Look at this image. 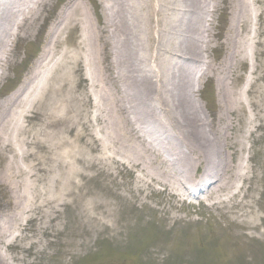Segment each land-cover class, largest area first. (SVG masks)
Masks as SVG:
<instances>
[{
    "label": "rangeland",
    "instance_id": "rangeland-1",
    "mask_svg": "<svg viewBox=\"0 0 264 264\" xmlns=\"http://www.w3.org/2000/svg\"><path fill=\"white\" fill-rule=\"evenodd\" d=\"M97 2L98 4L96 0H52L50 14H45L41 8L40 16H35L36 11L32 16L35 0H24L19 5L27 15L23 13L21 18L28 17L26 28L41 24L47 15L49 19L46 20L43 35L34 33V36H28L15 46L7 47L12 52L9 68L4 63L3 70L8 75L0 81V105L6 108L10 106L8 123L13 117L11 113L16 112L18 115L24 110L27 113L21 126L11 122L7 124L6 135L2 136V140L0 138V177L5 175L6 169L16 175V181L6 184V191L0 193V226L3 218L12 215L16 204L14 193L19 194V189L22 191L25 186L33 184L36 187L37 201L43 205L37 204L34 212L36 220L26 225L23 220L13 224L21 230L14 228L13 233L21 235L13 240L3 237L0 242V257L7 264H106L104 259L108 250L113 247L123 249L121 244H124L130 249L136 247L134 251L138 252H125V263L193 264V259L199 254L198 249H210L207 239L216 240L212 245L222 252V240L228 239L225 235L232 234L233 229L234 233L241 231L234 224L237 219L229 218V222H233L230 230L221 216V213L230 210L232 213L227 215L240 212L241 209L236 204L230 210L205 211L204 218L207 222L194 226V233L202 230L204 233L205 241L198 248L191 241L181 243V230L185 228V222L190 221L185 216L191 215H187L186 208L176 205L178 201L163 193L156 195L157 189H149L141 204L139 200L145 194L140 196L142 193L132 192L137 174L129 166L123 165V152L129 147L125 138H129L127 136L131 131L133 139L135 134L132 128L135 129L137 124L127 123L125 115L119 116L120 111L117 109V102L122 97L119 91L124 88L121 85L123 75L117 66L116 49L123 47L112 21L113 15L106 16V12L110 13L111 0ZM214 2L216 0H200L199 6L196 5L200 9L198 17L202 16L198 26L201 27L200 44L203 50L199 58L201 61L192 62L197 70L194 75L198 84L195 100L201 108L203 120L211 119L221 108L222 97L218 88L220 80L239 86L240 90L236 92L238 94L240 91L246 94V86L250 87L251 95L246 97L250 106L245 105L246 111L250 113L249 119L248 115L244 119L242 110H238L241 112H238L239 117L236 119L233 116L229 119L226 117L225 122L233 124L234 129L231 132L230 128H224L223 141H226L227 146L225 145L223 165L232 162V159L235 163L243 156L244 164L248 166L247 180L250 179L248 182L246 180L242 192L245 210L254 209L259 216H263L264 34L261 36L260 32L264 30V0L254 3L256 16L263 13L260 22L255 21V16L252 20L247 17L241 0L221 1L218 8H214ZM160 3V6L169 3L172 10L178 9L179 14L191 7L184 0H161ZM71 14L72 20L68 18ZM34 17L38 19L36 22ZM55 18V23L51 24ZM253 20L257 28L253 41L260 43L253 42L254 48L252 52L249 49L247 61L242 57L229 64L225 61L223 51L221 54L214 53L212 46L208 51L205 43L209 42L211 30L214 33L211 23L217 22L219 27L225 23L226 33L231 23L236 24V43H241L243 49L246 44L252 45V42L249 43L248 31L250 21ZM240 25L242 26L239 27ZM89 29L91 34H88ZM51 30L54 31L53 35ZM49 33L53 38H49ZM103 39L107 45L106 50H103ZM182 39L184 38L171 37L174 49L181 44ZM214 42L212 37L211 44L214 45ZM4 51L6 50H0L2 59ZM49 53L51 56L43 62ZM163 59L156 57L146 63L147 72H159ZM203 73L207 78L198 81ZM246 80L248 82L242 88ZM259 103L262 104L260 107ZM119 119H126V122L121 125ZM113 125L120 126L117 137L113 132ZM258 125H263L262 130H257ZM220 131L222 132V127ZM252 131L254 135L244 143V151L233 156L228 148L230 139L240 141L245 134H252ZM11 146L19 149V156L12 153ZM24 148L28 149L27 155L22 152ZM24 170L28 171L21 176ZM14 190L16 191L13 192ZM33 194L35 195L34 191ZM190 212L193 213L192 209ZM164 216L184 221L183 225L167 220ZM190 218L199 220L195 215ZM161 219L165 220L166 229L171 228L162 234L156 227ZM2 223L6 225L5 221ZM173 224L175 226H171ZM257 224L261 225L242 230L246 233L245 237L253 236L260 240L259 233L264 232V220L260 217ZM217 226L226 230L221 231L225 235L215 238L210 233H215ZM175 229L177 231L173 234L172 230ZM227 244L228 242L225 243L226 251L229 249ZM232 244L239 246L236 241ZM257 245L258 241H253L251 249L247 248L243 253V248H240L227 258L238 264H264L263 259L253 258L258 251ZM183 250H190L191 254L183 257Z\"/></svg>",
    "mask_w": 264,
    "mask_h": 264
},
{
    "label": "bare ground",
    "instance_id": "bare-ground-1",
    "mask_svg": "<svg viewBox=\"0 0 264 264\" xmlns=\"http://www.w3.org/2000/svg\"><path fill=\"white\" fill-rule=\"evenodd\" d=\"M23 1L0 0V50H6L3 52L4 58H0V69L2 70L0 81L8 75L7 71L3 69L4 63L6 68H9L12 49L8 50L7 47L15 46L18 42L26 40L28 36H34V33L43 35L46 20L49 19L47 15L45 19H42L41 24L26 28L28 17L21 18V15L23 13L26 15V13L19 6ZM31 1L28 0V2ZM46 1L48 2L46 3ZM51 1L35 0V6L31 10L32 16L35 11L37 12L35 16L42 15L39 12L41 8L45 14H50ZM184 1L190 3L191 7L182 14H179L178 9L172 10L169 3L160 6L161 0H111L112 4L109 3L110 13L105 10L106 16L113 15L112 21L123 47L116 49L117 66L123 75L121 85L124 88L123 91H119L122 97L120 96L121 98L117 102V109L120 111L119 116L125 115L127 123L129 121L131 124H137L135 129L132 128L133 134H135L133 139L131 131L127 136L129 138H125L129 147L123 152V165L129 166L137 174L132 192L142 193L140 196L145 194L143 199L139 200L141 204L149 189H157L159 193L177 200L183 196L193 195L201 203L214 209L230 210L233 204H236L237 207H240V212L236 211L225 217L227 221L229 218L237 219L238 221H234V224L241 229L240 232H232L231 242L239 239L242 248L251 249L250 244L254 237H245L246 233L242 230L260 226L261 224L257 223L260 217L264 220V216H259L254 209L245 210L242 192L248 176L246 170L248 166L244 164L243 156L235 163L232 159V162L223 165L227 146L226 141H223L225 140L224 128H230L231 132L234 129L233 124L225 122L226 117L228 116L229 119L233 116L236 119L239 117L238 112H241L238 110H242V115L246 119V106L241 95L236 93L239 91L238 86H232L230 82L223 79L218 84L219 95L222 97L221 108L211 116V119L203 120L201 108L195 100V92H197L195 90L198 84L194 75L197 70L192 66V62L201 61L199 58L203 50L202 44H200L202 40L201 27L198 26L202 19L201 15L198 17L200 9L197 6H199L200 0ZM221 1L226 0H216L214 8L220 7ZM241 1L247 17L252 19L253 16H256L254 3L259 0ZM96 3L98 4L97 0ZM262 16L263 13L257 15L259 22ZM68 18L72 20L73 15L71 14ZM33 20L36 22L38 19L34 17ZM55 20L56 18L51 24L55 23ZM211 25H213L214 33L210 29L209 42L205 43L208 51L211 46L214 53L221 54L223 51L225 61H228L229 64L242 57L247 61L248 51L251 49L252 52L254 43L251 41L252 45L246 44L243 49L241 43H236L237 25L231 23L227 33L225 23L221 27L217 22L211 23ZM53 30L50 31L52 35ZM263 32L264 30L260 32L261 36H263ZM50 33L49 38H53ZM89 33L91 34L90 29ZM171 37L184 39L174 49V45L170 42ZM212 37L215 41L214 45L211 44ZM102 46L103 50H106L107 45L104 39ZM140 55H142L141 58ZM50 56L49 53L43 62ZM156 57L164 58L159 66V72L155 70L148 73L145 65ZM103 62H105L104 59ZM108 65L110 66L109 63ZM156 67L158 68V65ZM205 78L207 75L203 73L198 81ZM260 105L262 104L259 103V107ZM8 111L10 112V106L6 108L2 104L0 105L1 140L2 136L6 135V125L11 122L13 125L17 123L21 126L22 119L27 113L25 110L18 114L19 116L16 112L11 113L13 117L8 123L10 116ZM243 111L245 112L243 113ZM125 122L126 119L125 121L119 119L121 125ZM50 126L53 125L50 124ZM220 127H222V132ZM262 128L263 125H258L257 130H262ZM119 129L120 126L113 125L115 137L118 136ZM248 134H245L240 141L234 138L230 139L228 148L233 156L237 155L239 151H244V143L254 135L253 131L252 134L250 132ZM20 146L23 145L20 143ZM11 148L12 153L19 156V149L14 146ZM22 152L27 155L28 149L24 148ZM1 155L2 153H0ZM6 170L5 175L0 177V193L6 191V184L16 181L15 172H10V169ZM27 171H22L21 176ZM19 190V194L15 192L16 190L13 191L16 204H14L12 215L1 221L0 242L3 237L11 238V240L19 238L21 234L15 235L13 230L14 228L19 229L18 231L21 230L16 225L14 227L13 224L23 220L26 225L28 222L36 220L34 212L37 204L43 205L37 201L36 187L33 184L25 186L22 191ZM231 211L229 214L232 213ZM167 219L179 220L173 216H169ZM3 221L6 225H3ZM259 234V239L264 240V233L261 231ZM0 256H2L1 251ZM0 264H7L2 257H0Z\"/></svg>",
    "mask_w": 264,
    "mask_h": 264
}]
</instances>
